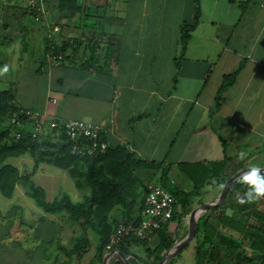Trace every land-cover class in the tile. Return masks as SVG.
<instances>
[{
    "label": "crops",
    "instance_id": "0c3cea01",
    "mask_svg": "<svg viewBox=\"0 0 264 264\" xmlns=\"http://www.w3.org/2000/svg\"><path fill=\"white\" fill-rule=\"evenodd\" d=\"M45 2L46 18L35 27L30 22L32 0L0 4V10L8 12L0 19V41L3 38L8 47L0 66L7 64L14 71L8 88L15 105L93 123L101 127L114 157L155 165L131 169L126 198L130 203L138 195V201L129 215L121 205L110 212L114 226L139 213L149 182L165 183L176 199L197 189L193 199L199 206L215 201L237 171L264 167V0H200V21L184 48L181 28L194 21V0H70L71 9H61L59 0ZM54 27L58 32L53 33ZM36 31L38 52L32 53L26 68L21 53H27L29 45L17 42L27 41ZM52 44H68L55 65L49 62ZM237 70L217 104L225 78ZM46 144L39 152L50 150ZM251 149L262 150L252 166ZM27 154L33 156L27 152L16 158L18 169L32 161ZM77 167L86 169L84 161ZM27 173L49 203L64 194L74 203L91 195L89 188L77 186L68 169L47 161L36 164L34 157ZM65 182L72 188L69 194L60 186ZM232 195L222 211L249 219V203L236 202ZM15 206L20 207L22 227L14 242L19 241L28 255L39 252L42 264H103L97 259V226L86 227L89 244L83 253L70 256L83 233V220L74 222L66 213L49 214L36 206L24 214ZM178 214L188 216L184 209ZM173 219L168 232L175 244L178 224ZM186 227L189 230V220L178 225V232ZM155 244V239L150 241V246ZM140 247L131 245V253L137 254ZM194 252L198 264V248ZM108 253L104 251L103 260Z\"/></svg>",
    "mask_w": 264,
    "mask_h": 264
},
{
    "label": "trees",
    "instance_id": "16d2710c",
    "mask_svg": "<svg viewBox=\"0 0 264 264\" xmlns=\"http://www.w3.org/2000/svg\"><path fill=\"white\" fill-rule=\"evenodd\" d=\"M69 2L70 0H59L60 8L64 9L67 6L71 9V4ZM194 2L195 16L193 23L192 25L184 24L181 28V41L183 48L189 41L190 32L199 23L201 17L200 0H194ZM34 15L35 12H33V16ZM67 47L68 44H63L60 47L52 44L48 46V50H51L53 54L60 55L67 49ZM238 71L239 70L225 78L217 95V104L220 103L225 89L234 82ZM16 107L15 95L11 88L0 89V196L8 199L11 198L15 193L17 185L24 180L28 189L27 194L35 202L36 206L41 208L45 213H66L71 221L80 222L83 220V233L75 239L73 248L68 254L70 256H80L83 253L89 244L86 232H84L86 231V227L92 225L97 226V254L99 260L102 261L104 251H106L107 245L109 244L115 230V228L113 230V227L117 226V224L114 226V221L109 222L110 212L115 207L121 205L129 215L134 207L135 199L130 203L126 201V193L128 192L126 180L128 176L133 179L131 169L144 166L155 167V165H147L142 162L129 164L126 158L117 159L114 157L113 154L110 153L109 148L105 153L100 154L95 158H80L70 154L69 143L60 145L57 142H53L50 138H48L49 141L33 139L28 134H24L20 140H15L11 136V128L7 124H3V122H7L10 113ZM45 144L46 148L50 150H48V152H39L41 146ZM27 152H30L35 157L36 164L40 161H47L57 167L68 169L73 179L76 180L77 186H85V188H89L91 190V195L79 203H74L67 194H64L60 199L52 203L47 202L45 191L32 182L31 173L21 175L16 164L12 162L13 159L18 158ZM37 153L39 156H37ZM78 161H84V164L86 165L84 171L79 170L77 167ZM123 163L128 164H124V167ZM114 165H116L117 168H114ZM165 178L166 177L164 176V179ZM160 184L166 188L164 185L165 183ZM246 190V186L242 185L240 181L237 180L228 192L223 204L215 209L209 210L200 217L197 228V236L201 239V242L199 241L197 252L198 264H205L206 262L223 264L222 261L224 259H227L228 261L230 260L231 264H264V213L254 209L251 215L259 224L252 225L248 223L246 218L237 219V216H227L225 215V212L222 211L227 204L228 198L234 191L243 195ZM197 192L196 189L193 192L184 194L183 197L191 196L193 194L196 195ZM171 193L175 196L173 192ZM259 200L264 203V198ZM184 202L186 203L187 199ZM256 202H258V200L249 203L250 207L255 208ZM178 204L179 202L177 201L176 206H178ZM17 208L18 206L11 207L7 214ZM142 208L143 206L135 217L132 218L129 216L125 221H133L135 223L140 222L142 220ZM188 213L189 212H185L184 210V214ZM7 214L2 216L3 220L6 219ZM13 227L14 224H11V226L1 229L0 239L11 238L12 234L10 231ZM221 227L223 229L228 228L237 231L242 237H231L227 235ZM153 239L156 240V244L150 246V241ZM174 242L175 241L169 236L167 223L160 229L152 232L147 239H139L132 236L125 237L117 246V249L126 257L131 255V259H136L130 251V246L133 244L143 245L147 247V251L153 259L151 264H158L171 249ZM246 242L248 244H246ZM249 253L255 255L259 254L260 256L256 259ZM110 264H121V262L118 260H112Z\"/></svg>",
    "mask_w": 264,
    "mask_h": 264
},
{
    "label": "built area",
    "instance_id": "2783aa9c",
    "mask_svg": "<svg viewBox=\"0 0 264 264\" xmlns=\"http://www.w3.org/2000/svg\"><path fill=\"white\" fill-rule=\"evenodd\" d=\"M34 19L42 21L46 18L47 7L45 0L35 2ZM53 28V33L58 32ZM49 62L57 64L62 56L50 53ZM52 103H57L53 99ZM7 125L11 128V136L20 140L24 134L33 139L46 140L50 138L60 145L69 143L70 154L80 158H95L103 154L109 148V143L103 139L101 127L79 119H59L49 116L47 113L17 106L9 115ZM42 143V141H41ZM176 198L161 184L149 182L144 197L142 208V220L120 221L112 234L106 251L112 252L127 236L139 239H147L151 233L169 223L176 211Z\"/></svg>",
    "mask_w": 264,
    "mask_h": 264
},
{
    "label": "rangeland",
    "instance_id": "374dc122",
    "mask_svg": "<svg viewBox=\"0 0 264 264\" xmlns=\"http://www.w3.org/2000/svg\"><path fill=\"white\" fill-rule=\"evenodd\" d=\"M3 1L8 2V1H12V0H0V4ZM36 1L37 0H32L31 6H32L33 12H35L33 5L35 4ZM45 5H46V2H45ZM46 7H47V5H46ZM6 14H8V12L3 13L0 10V19H1V17H3V15H6ZM30 22H31L33 27H35L36 25L38 26L40 23L39 21H36L35 19H32V18H30ZM39 37H40V35L36 31V33L34 35H31L30 37L27 38V41L17 42L21 46H23L24 43L27 44V46L29 45L27 50H26V52L27 51L28 52L25 54H24V52L21 53L23 60H24V65L26 68L31 64V58L33 57V54H35V53L37 54V52H38V46H37L38 44H37L36 40H38ZM7 50H8V47L6 44H3V38H2L0 41V54H1L0 56L2 57L1 61H3V59H4L3 56L7 53ZM0 68H2V66H0ZM13 72L14 71L10 70V68H9L8 72L0 74V79H1L0 85H2L3 88H8L10 83L12 81H14L13 80L14 79ZM36 88L38 90L40 88V84L39 85L36 84L35 90H36ZM3 124H7V122L4 121ZM260 152H262V150L260 151V150L251 149V159H250L251 166L255 165L257 163V159H258V156L260 155ZM25 157L31 158L32 161L27 162L26 165L24 166V169L19 168L21 175H24L25 173L30 172L33 169L34 157L30 156V154H27ZM12 162L17 164L16 159H13ZM258 168H262V167H258ZM38 179L44 180L42 177H40ZM46 181H47V179H46ZM48 184H50V183H48ZM22 186H25L27 188L24 180L21 181V183L17 186L15 193L9 199L5 198L3 196H0V231H1V229L5 228L11 224H14V227L11 229L12 233L14 234V237L13 238L0 239V264H42L41 262L43 261L39 257L38 251H37L38 253L34 252L30 256L27 254V250L24 249L23 245L19 241L14 242L17 239H19L18 238L19 237L18 236V234H19L18 229H19V227H22V223L20 221L21 210H20V207H18L17 209L12 210L7 214L8 210L15 205H20L23 208L24 214H26L28 208L31 209L32 206H36L34 204V202L22 192L23 191ZM60 186L63 187V189H62L63 193L66 192L69 194L70 193L69 191L72 190V188H70L69 182H67V183L65 182V184L62 183ZM46 190H48L47 187H46ZM138 190L141 191L140 185L138 186ZM136 196L137 197H136L135 201H138V195H136ZM232 196L235 197V201L238 202V197L243 196V195L238 193L237 191H234ZM193 197H194V194L191 196H187V197H177V201L179 202V204L176 208L173 220H175L178 225L183 224L184 220L188 221L189 215L191 214V212L195 208L198 207V206H195ZM186 199H187V202L185 203L184 201ZM126 201H128V199H126ZM183 206H184V210H186V212H189L188 214H186L188 216H186L185 219H182L178 214V211H181L183 209ZM117 209H121V206H118ZM254 209L264 213V203L262 201L258 200V202L255 203V208H251V211H250L251 217L249 219H247V217H246V220L248 221L249 224L257 225V224H259L258 221L251 215L252 211ZM39 210H41V209H39ZM113 212H114L113 214L116 213V211H113ZM6 214H7V217L5 220H3L2 216H5ZM178 225L176 227V229H177L176 230V233H177L176 243L181 241L182 239H184L186 237V235L188 234V227L184 228V230H182V232L179 233L178 232ZM226 230L231 232L233 235H236V236L240 235V234H238L239 232L234 231L232 229H230L231 231L228 229H226ZM233 232H236V233H233ZM16 233H18V234H16ZM200 236H202V235H200ZM21 238H22V235H21ZM198 238L200 239L199 236L195 237V239L186 248H184L176 257L169 260L166 264H194V260H193L195 257L194 251L196 248H198L199 241L201 242V239L199 240ZM23 239H24V236H23ZM246 244H248V243L246 242ZM189 246H191L190 249H188ZM137 250H138V251H136L137 254H133L136 257V259L130 258V260H129L130 264H151L153 259L150 256V254L148 253L147 247L142 245V247H140ZM183 251H184V253H183ZM249 254L256 259H258L260 256L259 254H257V255L251 254V253H249ZM97 259L99 260L98 257H97ZM112 260H116V259L112 258L111 261ZM110 262H109V264H110ZM222 262H223V264H231L230 260L228 261L227 259H224ZM195 264H196V262H195Z\"/></svg>",
    "mask_w": 264,
    "mask_h": 264
},
{
    "label": "water",
    "instance_id": "95a60500",
    "mask_svg": "<svg viewBox=\"0 0 264 264\" xmlns=\"http://www.w3.org/2000/svg\"><path fill=\"white\" fill-rule=\"evenodd\" d=\"M248 168L241 169L237 171L232 177H230L224 184L220 195L215 201L201 204L191 212V214L189 215V230L187 236L181 241L175 243L158 264H166L169 260L176 257L195 239V237L197 236V228L200 217L209 210L215 209L216 207L223 204L228 195V192L238 180L237 177H239L240 174ZM260 169L264 170V167ZM112 258H115L116 260L121 262V264H130L129 258L123 255V253L118 249H115L112 252L108 253L104 257L103 264H109Z\"/></svg>",
    "mask_w": 264,
    "mask_h": 264
},
{
    "label": "clouds",
    "instance_id": "9594fccd",
    "mask_svg": "<svg viewBox=\"0 0 264 264\" xmlns=\"http://www.w3.org/2000/svg\"><path fill=\"white\" fill-rule=\"evenodd\" d=\"M9 70L7 64L0 68V74L6 73ZM240 158H244V154H240ZM237 179L242 185H245L247 190L243 196L238 197L239 203H253L264 198V170L252 166L240 174Z\"/></svg>",
    "mask_w": 264,
    "mask_h": 264
}]
</instances>
